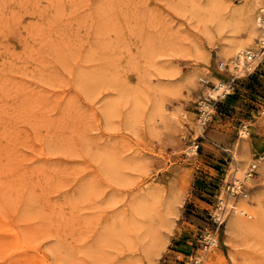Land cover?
<instances>
[{
	"label": "rangeland",
	"instance_id": "374dc122",
	"mask_svg": "<svg viewBox=\"0 0 264 264\" xmlns=\"http://www.w3.org/2000/svg\"><path fill=\"white\" fill-rule=\"evenodd\" d=\"M263 7L0 0V264H198L225 176L253 162L204 264H264ZM235 41L256 68L201 127Z\"/></svg>",
	"mask_w": 264,
	"mask_h": 264
},
{
	"label": "built area",
	"instance_id": "2783aa9c",
	"mask_svg": "<svg viewBox=\"0 0 264 264\" xmlns=\"http://www.w3.org/2000/svg\"><path fill=\"white\" fill-rule=\"evenodd\" d=\"M261 10V27L264 29V7ZM262 47L264 48V41L261 42ZM259 53H255L252 50L242 51L236 59L234 60L233 70L226 80H220L217 84H215L212 90L215 91V95L207 96L201 99L198 103V121L201 127H205L212 117V108L213 100L216 101L219 97H226L227 95H231L235 92L236 82L240 77L241 72H252L256 67L253 66L254 62L258 59ZM218 68L220 71L227 70L229 68V64L227 62L221 61L218 64ZM199 145L194 147V150H197ZM257 164L251 163L246 170V176L244 178H239L236 176L237 169L231 176H225L223 181V186L221 189L223 190L218 196L217 201L215 202V208L213 212H211V217L216 223V230L212 233L206 234L204 236V245L203 251L204 254L201 259L195 258L194 262L198 264H204L206 254L209 252L211 247L218 243L219 233L223 231L227 216L229 212L235 208L234 202L238 200V198L247 197L249 194L248 190V182L254 174L256 173ZM223 192L225 194H223ZM248 214V212H246Z\"/></svg>",
	"mask_w": 264,
	"mask_h": 264
},
{
	"label": "bare ground",
	"instance_id": "6f19581e",
	"mask_svg": "<svg viewBox=\"0 0 264 264\" xmlns=\"http://www.w3.org/2000/svg\"><path fill=\"white\" fill-rule=\"evenodd\" d=\"M263 10V9H262ZM255 22H259L261 24V17H257V19L255 20ZM262 31V30H261ZM256 35L257 37L260 38L261 42L264 41V29L263 31L261 32V34L259 35L258 32L255 30V32L252 34V36L250 37V41H253V39L256 38ZM248 46V44L244 41H235L231 50L229 51V57H236L238 56V54H240L242 51H246V50H249L248 48H246V50H244L245 46ZM240 51L239 53L237 51ZM235 60V59H234ZM234 63V61H233ZM210 93L212 95H215V91L214 90H211ZM236 169V168H235ZM239 173V172H237ZM244 174V173H243ZM237 175V174H236ZM245 176V175H244ZM237 177H240V176H237ZM243 178V176L241 177ZM244 214V210H243V207L242 206H238L236 205L235 208H234V211H233V222L236 223L238 226H241V223L243 222V217L241 214ZM244 216V215H243ZM5 228V227H4Z\"/></svg>",
	"mask_w": 264,
	"mask_h": 264
}]
</instances>
